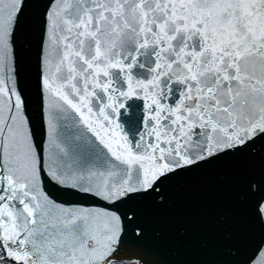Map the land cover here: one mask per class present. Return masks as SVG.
Returning a JSON list of instances; mask_svg holds the SVG:
<instances>
[{"label":"snow or ice","instance_id":"6c2138e0","mask_svg":"<svg viewBox=\"0 0 264 264\" xmlns=\"http://www.w3.org/2000/svg\"><path fill=\"white\" fill-rule=\"evenodd\" d=\"M26 7L0 0V264H146L121 206L240 156L260 160L247 190L264 225V0H45L38 132L17 46ZM243 264H264V238Z\"/></svg>","mask_w":264,"mask_h":264},{"label":"water","instance_id":"95a60500","mask_svg":"<svg viewBox=\"0 0 264 264\" xmlns=\"http://www.w3.org/2000/svg\"><path fill=\"white\" fill-rule=\"evenodd\" d=\"M17 30L22 79L32 100L31 116L39 131L32 81L35 40L45 0H25ZM260 160L245 156L214 161L169 178L161 196L154 194L126 201L144 228L140 241L130 239L128 250L146 264H243L251 244L264 238L262 225L252 212L257 194L247 184L258 179ZM71 199V197H62ZM229 249H237L230 255Z\"/></svg>","mask_w":264,"mask_h":264}]
</instances>
